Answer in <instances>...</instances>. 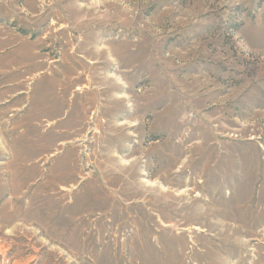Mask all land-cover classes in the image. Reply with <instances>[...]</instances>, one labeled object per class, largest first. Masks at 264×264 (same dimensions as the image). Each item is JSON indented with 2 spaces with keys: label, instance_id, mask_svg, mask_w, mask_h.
<instances>
[{
  "label": "rangeland",
  "instance_id": "rangeland-1",
  "mask_svg": "<svg viewBox=\"0 0 264 264\" xmlns=\"http://www.w3.org/2000/svg\"><path fill=\"white\" fill-rule=\"evenodd\" d=\"M256 26L264 0H0V264H264Z\"/></svg>",
  "mask_w": 264,
  "mask_h": 264
},
{
  "label": "bare ground",
  "instance_id": "bare-ground-1",
  "mask_svg": "<svg viewBox=\"0 0 264 264\" xmlns=\"http://www.w3.org/2000/svg\"><path fill=\"white\" fill-rule=\"evenodd\" d=\"M16 60V59H15ZM20 60H22V59H20ZM31 59H27L26 61L27 62H29ZM32 60H33V58H32ZM35 65V64H34ZM34 65H30V66H26V68L24 69V70H16V72H14V73H12L11 75H9L8 76V82L9 81H14V80H17V79H20V78H22L26 73H30L31 71H29V69H31L32 67H37V65L36 66H34ZM68 68V67H67ZM67 68H65V69H67ZM7 77V76H6ZM29 81H31L32 79H31V77H28L27 78ZM5 79H2V81H4ZM6 83V81L4 82V84ZM16 87H18L17 85H16ZM12 89L10 88V89H7V87H2V88H0V100L2 99V98H4L10 91H11ZM124 98V97H123ZM5 109V108H4ZM4 109L3 108H1L0 107V116H1V114L3 113V111H4ZM5 112V111H4ZM3 115V114H2Z\"/></svg>",
  "mask_w": 264,
  "mask_h": 264
},
{
  "label": "crops",
  "instance_id": "crops-1",
  "mask_svg": "<svg viewBox=\"0 0 264 264\" xmlns=\"http://www.w3.org/2000/svg\"><path fill=\"white\" fill-rule=\"evenodd\" d=\"M262 27L263 26H261V28L259 29V27L256 26V30L254 32L255 34L253 36H250V34H248V32L247 33L244 32L245 34L242 33L244 27L242 29H239V34L241 37L244 38L246 43L248 45H250V47H252V48H259L260 46L263 47L264 46V39H263L264 33L262 30ZM253 38H254V40H253ZM247 40H249V41H247ZM252 43L255 44L254 47H253V45H251Z\"/></svg>",
  "mask_w": 264,
  "mask_h": 264
}]
</instances>
